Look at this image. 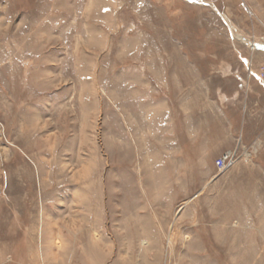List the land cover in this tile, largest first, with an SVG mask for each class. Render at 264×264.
Wrapping results in <instances>:
<instances>
[{
  "label": "rangeland",
  "instance_id": "rangeland-1",
  "mask_svg": "<svg viewBox=\"0 0 264 264\" xmlns=\"http://www.w3.org/2000/svg\"><path fill=\"white\" fill-rule=\"evenodd\" d=\"M254 45L264 0H0V264H264Z\"/></svg>",
  "mask_w": 264,
  "mask_h": 264
},
{
  "label": "built area",
  "instance_id": "built-area-1",
  "mask_svg": "<svg viewBox=\"0 0 264 264\" xmlns=\"http://www.w3.org/2000/svg\"><path fill=\"white\" fill-rule=\"evenodd\" d=\"M256 45H254L253 47H251L252 51H259L255 48ZM263 52V51H261ZM258 76L260 78V80L264 81V65H262L259 69L258 72ZM236 159H235V154L230 152L225 154L224 156H222L217 162H216V166L218 167V169L220 170V172H226L228 171L230 168H232L235 165Z\"/></svg>",
  "mask_w": 264,
  "mask_h": 264
},
{
  "label": "crops",
  "instance_id": "crops-1",
  "mask_svg": "<svg viewBox=\"0 0 264 264\" xmlns=\"http://www.w3.org/2000/svg\"><path fill=\"white\" fill-rule=\"evenodd\" d=\"M232 1H234V0H232ZM237 1V0H236ZM245 61V64H247L248 63V61H250L251 62V67H252V69H251V75H250V79H255V81L258 83V84H260L261 85V80H260V78H259V76H258V67H260V66H262L263 64H264V52H252L250 55H249V59H247L246 58V60H244ZM253 65L254 66H256L257 68H254L253 67ZM254 68V69H253ZM256 86V85H255ZM255 86H253L252 88H251V91L252 92H254L255 90L254 89H256V87Z\"/></svg>",
  "mask_w": 264,
  "mask_h": 264
},
{
  "label": "water",
  "instance_id": "water-1",
  "mask_svg": "<svg viewBox=\"0 0 264 264\" xmlns=\"http://www.w3.org/2000/svg\"><path fill=\"white\" fill-rule=\"evenodd\" d=\"M255 48L259 51H264V47L261 45H256Z\"/></svg>",
  "mask_w": 264,
  "mask_h": 264
}]
</instances>
